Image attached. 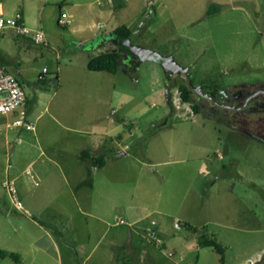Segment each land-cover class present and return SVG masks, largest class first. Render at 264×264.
<instances>
[{"label": "rangeland", "instance_id": "374dc122", "mask_svg": "<svg viewBox=\"0 0 264 264\" xmlns=\"http://www.w3.org/2000/svg\"><path fill=\"white\" fill-rule=\"evenodd\" d=\"M122 1V7L100 6L97 0L3 3L5 15L22 12L27 28L44 31L48 45L13 29L0 33V64L18 77L28 99L36 97L27 111L34 131L8 126L18 114L0 120V249L21 248L29 231L34 235L30 225L40 236L35 221L54 235L62 232L81 258L74 236L86 237L91 218L79 210L77 189L49 159L62 157L64 164L87 143L99 142L117 143V153L128 154L117 162V209L101 211L111 225L104 245L117 237L116 259L102 264H220L213 248L199 247L203 233L225 249V264L264 262V143L207 112L196 113V97L184 103L179 92L191 82L227 90L264 83V0H153L152 8L149 0ZM212 4L220 11L208 15ZM62 13L69 16L68 25L59 23ZM128 24L132 45L171 58L188 73L154 61L152 53L143 60L126 55L116 74L89 71L90 58L116 46L86 43ZM100 123L115 128L112 138L96 135L93 126ZM155 187L164 192L162 198L151 194ZM139 202L148 205L137 215L145 218L130 225L132 217L120 207ZM151 228L158 229L155 237ZM98 251L91 264L100 261ZM63 255L64 264H82L76 254ZM42 258L28 257L26 264H44ZM0 264L18 263L5 258Z\"/></svg>", "mask_w": 264, "mask_h": 264}, {"label": "crops", "instance_id": "0c3cea01", "mask_svg": "<svg viewBox=\"0 0 264 264\" xmlns=\"http://www.w3.org/2000/svg\"><path fill=\"white\" fill-rule=\"evenodd\" d=\"M4 1L7 2L8 0H1V10L3 13ZM114 2H116V4L118 3L119 7H122L123 3L125 4V2L122 0H113L112 3ZM127 27L130 29L132 28L131 24H128ZM114 30L108 36H100V33L96 34L98 37L95 40L99 39V42L102 44L108 42L117 44V42H115L112 37ZM95 40H90L86 43V46L95 43ZM33 105L34 104L29 106L27 110L28 113L32 110ZM93 129H95L96 135L108 137H111V134L115 131V128L112 129L109 126L102 125L101 123L95 124ZM124 150L126 151L127 147ZM83 152L86 154V157L82 156ZM41 156H43V152ZM102 156L105 157V165L103 167H96L93 164L92 158L95 159ZM122 156H128V154L125 152L117 153V143L98 142L87 143L84 148L79 149L78 152L72 156V158L66 159L64 164L62 163V157L58 160L56 159V161L49 159L50 163L53 161L52 163L59 168V172L67 181V184L69 183L68 181H70V183L73 185L72 187L77 189L76 200L79 210L91 218L86 221L85 224L86 237L81 240L74 236L75 243H78L79 251L82 254L81 258L77 255L75 252L76 250L71 246V244L63 240L64 237L62 232H60L61 234L59 233V235L58 233H55L54 235V233H51L52 231L50 232V230L46 228L43 222L35 221H33L34 226L38 227L43 233H41L40 236H36L38 234L36 228L30 225L29 228L34 231V235H32L29 231L28 238L26 237L25 241H20L22 245L21 248H18V250L11 248L6 251L19 254L22 258V262L24 260L25 264L29 262L27 261L28 257H33L36 259L37 255L39 257H43L42 259H44V264H52V261H54V264H64L65 257L63 253L65 252L66 257H71L73 259L74 254H76L77 259L81 260L82 264H89L91 260L94 259V256L98 250V259H100V261L95 260V264H102L103 260H115L117 257V237H113V239L110 240L107 245H104V240L106 238L105 235L111 229V225L108 221V218H104V214H101V211L108 213L112 209V211L117 209V205L114 204V200L116 199L115 194L117 193V162H120ZM34 163L35 161L31 162L28 168L32 167ZM89 164H91L93 167L92 169L89 168ZM142 165L145 166L147 164L142 163ZM98 176L100 177V182L97 181ZM31 178L35 179L34 175H32ZM153 189L154 190H151L153 197L159 196V198H162L164 196V192L160 188L155 187ZM74 191L75 190H73V192ZM96 194L99 197L98 199ZM79 196L80 199L78 198ZM147 207L148 205L144 204L143 202H139L137 205H134V207L128 204V207L122 206L120 208H122L125 217L129 215L132 217V223L130 225H137L145 218L138 217L137 215L139 212H143ZM151 229L156 236L158 229ZM130 242L131 241H128L127 245L130 244ZM63 244H65L64 250L61 246ZM103 245L104 248L99 249ZM30 264H36V260L30 262Z\"/></svg>", "mask_w": 264, "mask_h": 264}, {"label": "flooded vegetation", "instance_id": "af4514ba", "mask_svg": "<svg viewBox=\"0 0 264 264\" xmlns=\"http://www.w3.org/2000/svg\"><path fill=\"white\" fill-rule=\"evenodd\" d=\"M190 87L200 104V112H207L243 136L264 143V83L229 90Z\"/></svg>", "mask_w": 264, "mask_h": 264}, {"label": "built area", "instance_id": "2783aa9c", "mask_svg": "<svg viewBox=\"0 0 264 264\" xmlns=\"http://www.w3.org/2000/svg\"><path fill=\"white\" fill-rule=\"evenodd\" d=\"M105 2L112 3L113 0H97V3L102 6ZM155 5L153 0L148 1L149 8H152ZM2 3L0 0V33L6 29H13L19 36H32V39L37 44H42L47 46L46 37L44 31H33L26 27V24L22 16L18 13L16 17H10L5 15L2 10ZM69 16L63 13L60 17L59 23L61 25H68ZM47 70H44L43 74L39 77V81L44 80V74ZM27 101L28 96L19 81L18 77L14 74L8 72L7 68L0 64V120L7 118L9 115L18 114V118L13 121L12 124L8 126L16 129L25 128L27 131H34V124L27 121ZM9 189V192L12 195L14 203L19 209H22V204L16 196V189L13 182H8L5 184ZM120 224H124L125 220L123 218H118ZM153 225L157 223L152 221ZM176 228H180V222L175 224ZM149 233L152 234V237H155L153 230L150 229ZM161 243V240H157ZM170 256H174L173 253H170Z\"/></svg>", "mask_w": 264, "mask_h": 264}, {"label": "trees", "instance_id": "16d2710c", "mask_svg": "<svg viewBox=\"0 0 264 264\" xmlns=\"http://www.w3.org/2000/svg\"><path fill=\"white\" fill-rule=\"evenodd\" d=\"M220 11V6L212 4L208 10V15L214 14L217 11ZM19 14L22 16L24 20V16L22 12H19ZM131 36V29L128 28L127 26H121L118 27L114 30L113 32V39L118 41L117 44H115L116 48L113 51L105 52L100 54L97 57L90 58L87 64V68L91 72H108L111 74H116L118 72L119 66L122 63L124 57L126 55H131L134 56V53L131 52L129 47L125 44L120 43V39H130ZM100 42H98L99 44ZM94 44V43H93ZM143 60V58H142ZM155 61V60H154ZM136 64V66L139 64V62H135L134 60L131 59V63ZM45 80V78H44ZM42 80V81H44ZM39 81V82H42ZM179 92H180V97L182 102L184 103H192L193 102V92L191 90V87L186 84H182L179 86ZM36 100V97L32 100L28 99L27 101V110L30 105L33 104V102ZM193 110L196 113L200 112V107L197 104L192 105ZM83 157H86V154L83 152L82 153ZM93 164L96 167H103L106 163L105 157H99V158H92ZM185 228L194 231L197 233L198 229L195 228L193 225H191L188 222H185L182 224ZM198 245L200 248H213L219 255H220V264H225L226 263V257H225V249L217 243V241L211 237H209L208 234L203 233L199 236L198 239ZM5 258H10L16 263H21L22 258L19 254L13 253V252H8L6 250L0 249V259H5ZM259 264H264V262H260Z\"/></svg>", "mask_w": 264, "mask_h": 264}, {"label": "water", "instance_id": "95a60500", "mask_svg": "<svg viewBox=\"0 0 264 264\" xmlns=\"http://www.w3.org/2000/svg\"><path fill=\"white\" fill-rule=\"evenodd\" d=\"M99 39L95 40V41H98ZM115 42L118 43L117 39L115 40ZM120 43L122 44H125L129 47V49L131 50V52H133L134 54H137V55H142V58L143 59H146L147 57L145 56L146 53H152L154 56H153V59L155 61H158V62H168L172 65H175L177 67L180 68V70L182 72H186L188 73V70L181 67L176 61H174L173 59L171 58H167V57H164L162 56L161 54H158V53H155V52H152L151 50L147 49V48H142V47H138V46H135V45H132L131 42H130V39H120ZM191 79V78H190ZM191 81V80H190ZM191 86L194 87L192 85V82H191Z\"/></svg>", "mask_w": 264, "mask_h": 264}]
</instances>
